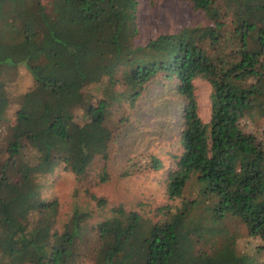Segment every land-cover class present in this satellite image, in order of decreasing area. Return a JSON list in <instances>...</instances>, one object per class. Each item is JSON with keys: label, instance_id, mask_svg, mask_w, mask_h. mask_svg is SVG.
<instances>
[{"label": "trees", "instance_id": "obj_1", "mask_svg": "<svg viewBox=\"0 0 264 264\" xmlns=\"http://www.w3.org/2000/svg\"><path fill=\"white\" fill-rule=\"evenodd\" d=\"M185 1L203 25L137 44V0H0V264H264V0ZM157 80L183 124L167 202L142 214L81 186L89 207L59 218L42 197L55 167L82 184L98 161L109 181L118 133ZM161 166L138 154L122 176Z\"/></svg>", "mask_w": 264, "mask_h": 264}, {"label": "rangeland", "instance_id": "obj_2", "mask_svg": "<svg viewBox=\"0 0 264 264\" xmlns=\"http://www.w3.org/2000/svg\"><path fill=\"white\" fill-rule=\"evenodd\" d=\"M137 1V44H146L160 33L174 32L184 26L203 25L206 21L203 12L193 9L185 0ZM26 65L25 62L14 69L20 81V89L32 79ZM194 84L199 115L204 122H208L211 113V85L200 77L194 80ZM174 94V90H169L163 80L149 84L130 122L120 129L112 146L108 168L109 181L96 182L100 167L98 161L92 165L89 175L85 177L86 181L82 184L74 174L63 168L62 163L55 167L48 183L42 189V197L58 199L59 218L69 214L76 202L89 207L91 202L87 201L81 186H87L91 192L105 196L111 205L122 203L127 209H136L142 214H147L155 206L167 202L166 175L174 168L172 154H179L183 150L181 109L176 108L178 101ZM11 112L9 110V119ZM2 129L3 125H0V130ZM5 147L6 143L1 139L0 159L5 155ZM142 153L158 157L162 162L160 169H147L145 172L122 176L124 170L131 165L132 158ZM144 162L145 158L142 163ZM136 164L141 163L136 161ZM78 188L79 193L74 195Z\"/></svg>", "mask_w": 264, "mask_h": 264}]
</instances>
